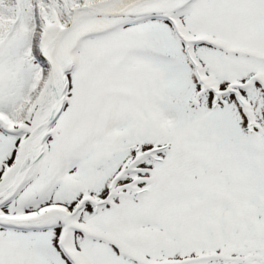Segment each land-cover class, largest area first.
Returning <instances> with one entry per match:
<instances>
[{
    "label": "snow or ice",
    "instance_id": "snow-or-ice-1",
    "mask_svg": "<svg viewBox=\"0 0 264 264\" xmlns=\"http://www.w3.org/2000/svg\"><path fill=\"white\" fill-rule=\"evenodd\" d=\"M0 264H264V0H0Z\"/></svg>",
    "mask_w": 264,
    "mask_h": 264
}]
</instances>
